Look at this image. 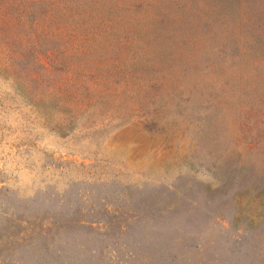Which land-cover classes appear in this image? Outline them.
<instances>
[{
    "label": "rangeland",
    "instance_id": "obj_1",
    "mask_svg": "<svg viewBox=\"0 0 264 264\" xmlns=\"http://www.w3.org/2000/svg\"><path fill=\"white\" fill-rule=\"evenodd\" d=\"M32 1L0 0V264H264V0Z\"/></svg>",
    "mask_w": 264,
    "mask_h": 264
},
{
    "label": "trees",
    "instance_id": "obj_2",
    "mask_svg": "<svg viewBox=\"0 0 264 264\" xmlns=\"http://www.w3.org/2000/svg\"><path fill=\"white\" fill-rule=\"evenodd\" d=\"M40 1H41V0H36V1H32V3H35V2L37 3V2H40ZM42 67H43V66H42Z\"/></svg>",
    "mask_w": 264,
    "mask_h": 264
}]
</instances>
